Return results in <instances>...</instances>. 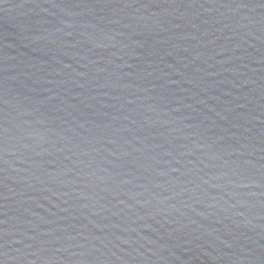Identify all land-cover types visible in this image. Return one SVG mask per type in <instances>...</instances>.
Masks as SVG:
<instances>
[{
  "label": "water",
  "instance_id": "water-1",
  "mask_svg": "<svg viewBox=\"0 0 264 264\" xmlns=\"http://www.w3.org/2000/svg\"><path fill=\"white\" fill-rule=\"evenodd\" d=\"M0 264H264V0H0Z\"/></svg>",
  "mask_w": 264,
  "mask_h": 264
}]
</instances>
